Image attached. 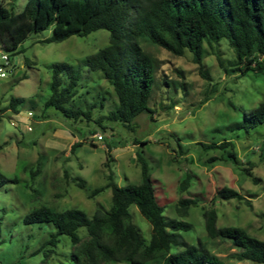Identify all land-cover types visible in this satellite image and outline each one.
I'll return each instance as SVG.
<instances>
[{"label": "rangeland", "instance_id": "374dc122", "mask_svg": "<svg viewBox=\"0 0 264 264\" xmlns=\"http://www.w3.org/2000/svg\"><path fill=\"white\" fill-rule=\"evenodd\" d=\"M0 4L18 14L27 0H0ZM52 35L50 26L31 33L17 49L0 45V63L6 54L12 64L8 76L0 79V171L12 180L0 188V264H71L74 246L69 237L60 236L52 247L48 240L55 229L25 225L23 218L42 206L79 209L89 217L99 208L109 210L112 190L105 187L110 173L120 187L141 184L138 152L149 165L164 216L191 224L190 231L180 232L188 243L201 242L226 264H254L239 261L240 250L229 240L208 236L204 213L213 208L218 227H239L264 241V126L250 131L231 129L242 121L244 111L264 100V74L242 75L239 70L244 65L233 64L236 55L226 39L205 46L206 78L190 52L175 56L141 39L144 51L161 65L149 104L152 113L139 115L131 130L105 119L116 109L118 98L102 73L89 71L84 63L109 46L110 33L98 30L86 37L47 42ZM64 62L80 74L72 105L85 111L97 105L92 121L70 120L45 106L51 96L50 67ZM12 98L23 99L18 113L8 108ZM76 142L83 145L72 153ZM225 142L234 145L237 161L229 157L231 147L228 151L203 147ZM187 175L190 185L183 191ZM77 177L87 182V189L76 186L72 178ZM224 187L238 191L244 200L215 199L217 190ZM101 188L104 191L91 197V192ZM182 198L198 200L184 217L177 211ZM129 210L133 224L150 241L151 223L136 205ZM79 235L87 239L84 228Z\"/></svg>", "mask_w": 264, "mask_h": 264}, {"label": "trees", "instance_id": "16d2710c", "mask_svg": "<svg viewBox=\"0 0 264 264\" xmlns=\"http://www.w3.org/2000/svg\"><path fill=\"white\" fill-rule=\"evenodd\" d=\"M53 26V35L47 42H62L72 36L86 37L98 30L110 33L109 46L84 60L89 71H100L113 88L118 105L105 119L120 122L133 129V121L149 107L154 92L155 75L161 62L144 51L141 39L162 48L175 56L186 52L193 55V62L204 72L203 59L206 45L213 46L222 39L228 40L236 59L234 65L242 75L248 72L259 77L264 74V0H27L24 10L14 14L0 4V45L6 50L17 49L31 33L42 32ZM221 67L224 68L221 62ZM51 96L47 108H53L65 118L92 121L93 109L83 110L72 105L78 93L79 71L69 63L50 67ZM225 71L229 70L225 68ZM64 77V78H63ZM23 99L12 98L8 108L18 113ZM103 107V106H101ZM102 127L103 121H97ZM264 126V100L259 106L243 112V119L231 126L232 130H257ZM104 128V127H103ZM82 142L71 147L74 153ZM206 149L231 147L229 157L237 161L234 145H203ZM142 182L139 185L120 187L112 173L105 188L112 190L109 210L97 209L92 217L79 209L55 210L42 206L29 212L25 225H48L52 233L48 245L56 247L60 236L70 238L74 251L71 264H226L212 254L201 242L188 243L180 232L192 226L184 220L168 219L160 204L149 165L142 152H138ZM38 170L40 171V163ZM187 175L181 184L183 191L190 185ZM0 171V188L11 182ZM80 189H87L82 178H72ZM104 188L91 192V197ZM215 199L244 200L236 190L224 187L217 190ZM252 208L250 201L246 200ZM136 205L142 216L152 225V236L146 241L133 224L130 207ZM197 199L182 198L178 214L187 216ZM208 236L229 240L240 250L239 261L264 264V241L252 237L239 227H218L215 209L204 213ZM86 230L83 240L79 230ZM39 229H42L40 227ZM43 230V229H42ZM173 248L181 250L172 252Z\"/></svg>", "mask_w": 264, "mask_h": 264}, {"label": "built area", "instance_id": "2783aa9c", "mask_svg": "<svg viewBox=\"0 0 264 264\" xmlns=\"http://www.w3.org/2000/svg\"><path fill=\"white\" fill-rule=\"evenodd\" d=\"M2 63H0V79L6 78L8 76L7 70L11 67L10 57L6 54L1 56Z\"/></svg>", "mask_w": 264, "mask_h": 264}]
</instances>
